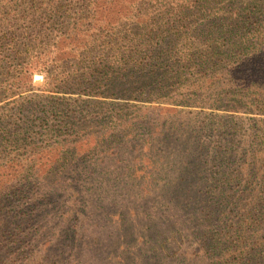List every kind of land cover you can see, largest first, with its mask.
Wrapping results in <instances>:
<instances>
[{
	"label": "trees",
	"instance_id": "16d2710c",
	"mask_svg": "<svg viewBox=\"0 0 264 264\" xmlns=\"http://www.w3.org/2000/svg\"><path fill=\"white\" fill-rule=\"evenodd\" d=\"M6 3L23 14V25L13 29L7 24L0 30V49L18 53L16 71L23 82L24 76L34 71L35 63L43 64L46 72L58 70L52 78L80 86L87 96L139 101L158 112L173 108L166 105L173 102L210 104L205 124L215 130L214 141L211 137L202 140L199 132L191 130L184 135L159 128L150 131L156 137L148 144L164 149L161 161L167 159L174 166L180 161L181 169L174 175L177 181L158 184L151 180L136 190L124 183L116 185V199L107 201L110 208L115 202L126 208L134 203L144 213L149 207L151 214L147 221L137 220L134 228L141 233L133 228L116 232V238L110 241L114 250L115 245L122 248V241L132 245L125 256L119 254L123 248L113 255L114 264H264V0H197L175 12L174 17L161 9L148 12L146 6L141 8L146 0H0V9ZM54 17L59 19V27L53 33L47 28L51 38L43 45L36 43L45 50L36 49L35 57H29L35 51L29 52V42L39 35V28L50 27ZM170 18L172 24L168 23ZM33 33L34 38H29ZM18 34H23L27 42L17 41ZM73 50L77 52L69 55ZM73 60L75 65L67 71L64 64ZM185 67L191 78L200 73L199 82L201 71H207L208 84L214 86L218 81L223 85L213 90L212 103L198 101L199 95L207 94L199 91L200 83L186 91L177 89L178 101L173 96L163 101L165 86L173 85L174 77H182ZM42 77L46 83L47 75ZM33 97L48 98L47 104L53 98L46 94ZM28 100L32 106L28 109L34 114V102ZM46 108L51 110L52 105ZM222 125H228V129L220 131ZM103 141L114 147L115 155L126 142L114 138ZM88 152L70 161L66 154L64 158L56 156L46 170L72 181L78 170L93 174V168L82 163ZM113 170L112 176L134 178L128 164ZM163 172L166 176L168 169ZM4 179L2 173L0 180ZM7 181L10 183L0 184V242L5 243L0 244V264H14L24 251L17 264H76L70 253L79 238L75 227L60 236L58 230L49 231L47 222L43 225L44 218L38 216L39 226L29 240L30 235L23 233L24 223L30 221L25 208L20 209L21 219L1 214L3 204L11 199L28 198V183L24 190V180L18 176H9ZM62 183L54 182L41 195L45 199L53 194L44 205L48 209L58 207L56 198L63 196L64 190H72ZM136 193L143 194L137 204ZM81 205L75 200L72 207L68 206V214L85 221L87 211ZM37 236L40 246L36 248ZM170 247L176 251L167 253ZM31 250H35L32 255Z\"/></svg>",
	"mask_w": 264,
	"mask_h": 264
},
{
	"label": "rangeland",
	"instance_id": "374dc122",
	"mask_svg": "<svg viewBox=\"0 0 264 264\" xmlns=\"http://www.w3.org/2000/svg\"><path fill=\"white\" fill-rule=\"evenodd\" d=\"M194 1L197 0H146L144 7L142 5L140 7L145 8L146 6L148 12L161 9L167 13L166 15H173L174 17L181 8L190 7ZM22 16L23 14L19 15L16 8L6 3L5 8L0 9V30L5 29L7 24L12 25L13 29L15 25L17 28H21L23 25ZM169 20V24L174 22L172 18ZM56 21L59 19L54 17V22L49 24L50 27L45 25L39 28V35L35 39H33L34 33L31 34V37L28 36L34 40L29 42V52L33 51L32 49L35 50L28 55L29 57H35L34 54L37 50H45L43 46H38L36 43L43 45L44 42H48L46 39L50 36H47V33L50 34V31L47 28H50L52 33L55 32V29L59 27ZM23 36V34H18L17 41L27 42ZM65 50L69 51L67 47ZM75 52L77 51L65 53L73 55ZM17 57L18 53L15 51L0 49L2 65L0 67V165L2 171H0V177L2 173L5 176L4 180H0V184L4 181L9 184L10 182L7 181L9 176L15 178L18 176L19 179L24 180L21 185L24 190V184L28 183L26 187L28 198L25 197L23 200L11 199L5 205L3 204L1 214L5 216L10 214L21 219L22 216H19L20 209L25 208L30 221L28 224L24 223L23 233L30 235L29 240H31V233L36 231L35 227L39 226L37 224L38 216L44 218L43 225L47 222L46 228L49 231L58 230L57 234L60 236L65 230H71L75 227L79 238L75 243L76 247L71 249L70 253L76 258V264H114L113 255L123 248L119 254L121 257L125 256L124 252L129 250L132 245L122 241V248L113 246L116 252L110 243L111 239L116 238V232L119 234L120 229L131 231L133 228L136 233H141L140 229L134 228L137 220L144 219L147 221L148 214H151L149 207L146 210L142 208L146 211L144 213L140 206L134 203L126 208L115 202V207L110 208L107 201L116 199L118 195L116 185L124 183L136 190L141 186L145 187L146 183L149 184L151 180L158 184L177 181L174 175L179 173L178 169H181L180 161L176 166L167 159L161 161L160 156L163 155L164 149L158 150V147L148 144V141H152L156 137V134L150 131L154 130L153 132H155L157 131L155 129L159 128L164 132L172 131L177 134L179 132L184 135L191 130L196 131V133L199 132L198 135L201 134L202 140L211 137V140L214 141L215 130L208 128V125L205 124V119H207L205 111L209 110L207 107H210V104H199V102L197 104L196 102L194 105L198 106H189L178 105L175 104L177 102H173L171 105L166 104L173 108L161 107L163 109L158 112L157 109L147 107L146 103L139 101L117 99L116 102L110 97L87 96L85 95L87 91L80 90V86H70L52 78V75L58 70L46 72L42 69L43 64L35 63H32V67L35 69L31 73L47 75V82H42L43 77L40 81L32 80V78L31 81H28L32 74L24 76L23 82V79L17 76L19 74H17L16 69L20 63ZM74 65L75 60L68 61L64 64V68L68 71ZM187 68L185 67V74L182 77H174L175 83L173 85L165 86L163 101H170L168 99H172L171 96L178 101L177 89H185L184 91H186L200 83L199 91L207 94L205 96L199 95L198 101L212 103L213 90L223 85L218 81L214 86L208 84L210 74L207 71H201L202 80L199 82L200 73L196 78H191ZM223 88L225 90L226 86ZM90 92L88 93L94 94ZM34 94H46L53 98L50 99L51 103L49 101L47 104L48 98H32ZM28 99L34 102L31 103L34 114H31L28 109V107H32L28 103ZM47 105H52V109L48 110ZM152 105L155 104L152 103ZM199 106H204V108L200 109ZM39 116L43 117V120ZM218 129L220 131L227 130L228 125H222ZM240 132L242 131L236 133L235 139H239ZM104 138L108 140L120 139L126 142L123 143L120 150H117L118 155H115L116 150L107 141H103ZM146 146L149 148L146 149ZM87 149L89 152L82 163L93 168V174L89 175L86 171L80 172L78 170L77 177L72 181L66 175L61 177L59 174L49 173V170H46L50 161L56 156L64 158L66 154L70 161L77 159ZM112 151L114 152L112 153ZM135 155L138 158L134 160ZM101 159L105 161L102 162ZM127 164L132 166L134 178L129 175L120 178L119 175L116 177L110 174L113 169L123 168ZM60 165L58 163L57 166ZM170 165L172 168H167ZM158 166H160L158 170L152 171V168ZM164 169H168L166 176L163 175ZM113 171L115 173V170ZM147 171L151 172L145 175ZM102 174L107 175V177L103 176L102 178ZM56 181L63 182L62 187L66 185L73 188L72 190H64L63 196L56 198L58 207L48 209L44 205L53 194H49L45 199L41 198V195L43 192H48L49 190L46 189H49V186ZM109 184H113V186L108 187ZM128 190L130 191V188ZM136 195L138 196L137 202H135L137 204L140 200L139 196L143 194L136 193ZM75 200L80 205L82 204L81 206L87 211L85 221H81L82 217L75 220L74 215L70 217L68 214V206L69 208L72 207ZM63 218H67V221H64ZM32 235L36 236L35 234ZM39 240L40 238L37 236L35 239L36 248L40 246ZM57 240L61 241V237ZM0 244L5 243L0 242ZM30 247L32 248L31 242ZM13 248L16 251L17 248ZM138 249L144 251L143 246H138ZM169 249L170 251L167 253L171 250L176 251L171 247ZM67 250L69 251V249ZM34 251L31 255L34 254ZM24 253L18 255L19 258H16L14 264L19 263ZM32 257H36V255ZM167 260L170 261L169 257Z\"/></svg>",
	"mask_w": 264,
	"mask_h": 264
},
{
	"label": "water",
	"instance_id": "95a60500",
	"mask_svg": "<svg viewBox=\"0 0 264 264\" xmlns=\"http://www.w3.org/2000/svg\"><path fill=\"white\" fill-rule=\"evenodd\" d=\"M32 80H42V75L41 74H32Z\"/></svg>",
	"mask_w": 264,
	"mask_h": 264
}]
</instances>
